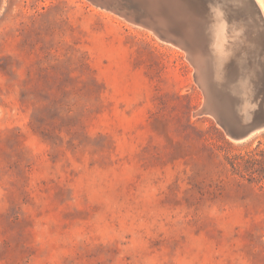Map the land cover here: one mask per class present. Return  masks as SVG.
I'll use <instances>...</instances> for the list:
<instances>
[{"label": "rangeland", "instance_id": "obj_1", "mask_svg": "<svg viewBox=\"0 0 264 264\" xmlns=\"http://www.w3.org/2000/svg\"><path fill=\"white\" fill-rule=\"evenodd\" d=\"M203 103L151 30L91 0H4L0 264H264V131L233 142Z\"/></svg>", "mask_w": 264, "mask_h": 264}, {"label": "water", "instance_id": "obj_2", "mask_svg": "<svg viewBox=\"0 0 264 264\" xmlns=\"http://www.w3.org/2000/svg\"><path fill=\"white\" fill-rule=\"evenodd\" d=\"M127 21L150 28L161 38L172 40L185 50L195 69V81L204 94L199 116H210L233 142L243 143L264 131V40L259 47L231 42L214 51L207 66L197 61L196 54L177 28L174 33L157 25L156 18L138 0H91ZM143 2V1H142ZM205 18H212V0H182ZM206 13V14H204ZM206 20V19H205ZM255 67V73L250 70Z\"/></svg>", "mask_w": 264, "mask_h": 264}, {"label": "bare ground", "instance_id": "obj_3", "mask_svg": "<svg viewBox=\"0 0 264 264\" xmlns=\"http://www.w3.org/2000/svg\"><path fill=\"white\" fill-rule=\"evenodd\" d=\"M0 1L1 8L4 0ZM138 1L155 16L157 25L162 29L174 33L175 30L170 28H177L183 33L184 41L190 43L197 61L204 66L209 64L214 51L231 42L259 47L264 40V10L258 0H212V12L209 13L213 14L212 18H205L193 6H185L182 0ZM254 25H258L261 31L252 32ZM146 29L153 33L152 29ZM155 35L163 42L180 48L172 40ZM254 73L253 66L250 75Z\"/></svg>", "mask_w": 264, "mask_h": 264}, {"label": "trees", "instance_id": "obj_4", "mask_svg": "<svg viewBox=\"0 0 264 264\" xmlns=\"http://www.w3.org/2000/svg\"><path fill=\"white\" fill-rule=\"evenodd\" d=\"M257 154H253L250 156V164H256L257 163V158H256ZM230 164L232 166V168L237 171L238 173H240L243 177L244 176V172H246V174L251 178V179H255V172L252 170V168H250L251 166H247L246 168L242 169L241 166V162H239V160H230Z\"/></svg>", "mask_w": 264, "mask_h": 264}]
</instances>
